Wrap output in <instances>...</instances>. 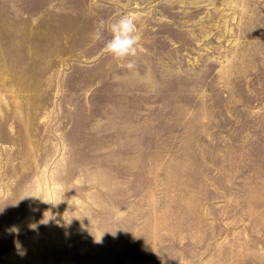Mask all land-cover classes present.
<instances>
[{
  "label": "rangeland",
  "instance_id": "1",
  "mask_svg": "<svg viewBox=\"0 0 264 264\" xmlns=\"http://www.w3.org/2000/svg\"><path fill=\"white\" fill-rule=\"evenodd\" d=\"M0 209V264H264V0H0Z\"/></svg>",
  "mask_w": 264,
  "mask_h": 264
},
{
  "label": "clouds",
  "instance_id": "2",
  "mask_svg": "<svg viewBox=\"0 0 264 264\" xmlns=\"http://www.w3.org/2000/svg\"><path fill=\"white\" fill-rule=\"evenodd\" d=\"M105 32L109 35L107 40H105ZM93 38L97 41H104V51L118 61H124L128 57H135L137 53L136 45L140 38L137 34L136 18L133 15H122L110 23H102L94 31ZM126 67L132 70L136 65L133 61L129 60ZM41 201L52 206H57L61 202H54L52 200ZM2 210L0 209V211ZM53 218L51 213V217L48 220ZM63 219L65 223L70 224L71 220H65L64 216ZM12 230L16 231L15 228ZM101 237L99 239L95 238L96 241L99 242Z\"/></svg>",
  "mask_w": 264,
  "mask_h": 264
}]
</instances>
